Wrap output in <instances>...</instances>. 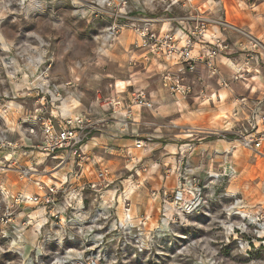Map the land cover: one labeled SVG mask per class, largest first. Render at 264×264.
Masks as SVG:
<instances>
[{
	"label": "rangeland",
	"instance_id": "374dc122",
	"mask_svg": "<svg viewBox=\"0 0 264 264\" xmlns=\"http://www.w3.org/2000/svg\"><path fill=\"white\" fill-rule=\"evenodd\" d=\"M145 4L151 13L155 3ZM126 5L121 0H0V97H12L16 89L15 107L34 110L35 98L24 94L43 84L45 73L57 85L75 81L85 105L98 92L112 94L115 83L124 88L128 79L160 97L152 111L136 109L134 116L132 140L146 138V149L136 150L131 140L121 155L115 152L118 158L110 162L115 183L87 190L83 207L68 210L65 221L50 218L42 206L16 205L18 194L37 188L32 180L20 179L15 166L0 167V264H264V156L231 151V144L215 135L233 134L240 125L234 107L249 93L252 78L230 82L222 102L168 94L162 89L160 60L138 54L143 62L130 65V29L110 33L114 23H125L116 16ZM257 85L262 89L261 82ZM22 110L9 124H16ZM5 125L0 117V129ZM93 142L99 144L96 155L105 158V143ZM181 150L189 174L206 185L205 207L186 216H178L171 205ZM5 155L0 150L2 165ZM46 163L38 166L39 178L44 169H53L51 160ZM233 164L235 176L226 173ZM95 172L82 183L96 181ZM123 190L128 195L121 197ZM126 203L130 221H124ZM72 216L76 222L68 223Z\"/></svg>",
	"mask_w": 264,
	"mask_h": 264
},
{
	"label": "built area",
	"instance_id": "2783aa9c",
	"mask_svg": "<svg viewBox=\"0 0 264 264\" xmlns=\"http://www.w3.org/2000/svg\"><path fill=\"white\" fill-rule=\"evenodd\" d=\"M121 1L126 5L129 0ZM134 1L142 6L137 7L140 15L130 16L121 12L116 19L120 17V21L124 20L125 23H114L109 28L110 33L118 34L122 29L129 28L136 35L134 45L144 50L145 58L149 55L155 60L164 61L166 65L161 79L162 86L177 98L187 99L197 96L206 98L204 99L206 102L211 101L213 95L208 93L209 81L214 78L218 80L221 87L229 86L231 78H226L222 74L218 61L232 46L218 33L221 27L238 31L249 39L250 48L246 52L245 65L252 62L259 64L264 58L262 40L245 32L225 18L207 16L203 8H195L190 4L192 0H147L155 3L154 9L162 6L165 14L161 16H156V12L154 15H148L145 0ZM243 1L254 7L261 0ZM177 7L180 8L179 12L175 10ZM165 22L176 24L177 29L174 30V26H169L164 30V25L160 29L155 27ZM195 46H199L203 51L194 54ZM134 62L131 63L134 64ZM199 65H203V73L197 72ZM227 65L230 67L228 63ZM234 71L232 79L236 80L250 70L240 67ZM44 77L46 79L43 84L27 88L28 91L24 94L35 98L36 107L32 111L21 109L22 115L12 126L8 120L11 115H14L15 110L8 101L15 98H9L7 95L0 97V117L6 122L4 128L0 129V150L6 152L4 156L6 164H0V167L2 171H8L15 166L19 178L32 180L37 188L32 193L18 194L15 200L16 205L42 206L45 211L48 210L50 218L65 221L63 217L68 210L83 207L87 190L99 191L101 188L111 187L115 180L111 179L113 173L109 167L96 166L97 163H95L96 181L81 182L86 169L85 164L92 159L86 146L95 132L103 130L102 124L105 119H96L84 113L64 114L62 106L69 102L72 107L73 102L81 100V96L77 93V83L69 80L63 85H57L49 81L48 73H45ZM128 87L129 85H126L119 90L115 83L114 95L105 99L99 95L95 99L99 105L109 108L114 119L120 123V132L123 134L128 132L130 126L137 123L133 117L136 108L154 109V103L144 89L132 91L127 99L120 97V94L128 92ZM71 96L74 97L73 101L67 100ZM241 101H245V98ZM21 106L24 108L22 104ZM21 110L18 111L21 112ZM12 133H17L18 136L12 138ZM232 133L219 131L215 132V135L218 139L238 144L255 155L264 156V114H260L257 108H254L248 115L245 124ZM146 146L147 139L137 136L134 140V148L140 151L145 150ZM189 147L191 148V145ZM184 153L185 150L179 156L177 185L173 188L171 195V205L178 216L195 213L204 208L206 204V185L199 176L189 174ZM22 160L27 161L23 164ZM48 160L54 163L53 172L71 162L70 171L64 179L49 182L38 177L41 174L38 166L47 165ZM43 172L42 176L48 174L46 169ZM169 172L173 173L174 169ZM164 195H168L167 189L164 190ZM122 196H125V190ZM128 205V203L125 205L127 214L124 221L132 219L128 214L130 212ZM6 215L10 217L12 213L7 212ZM75 217H69L68 223L76 222ZM91 264L96 263L91 260Z\"/></svg>",
	"mask_w": 264,
	"mask_h": 264
},
{
	"label": "crops",
	"instance_id": "0c3cea01",
	"mask_svg": "<svg viewBox=\"0 0 264 264\" xmlns=\"http://www.w3.org/2000/svg\"><path fill=\"white\" fill-rule=\"evenodd\" d=\"M191 5H193V7L195 8H203V10L205 11V14L207 16H213V17H221V18H225L227 21H229L230 23L234 24L235 26L239 27L240 29L244 30L245 32L251 33L253 35H255L257 38H259L260 40H262V42H264V0H261L259 2H257L256 6L252 7L249 3L244 2L243 0H192V3H190ZM142 7L141 5L137 4L136 1L134 0H130L128 2V4L123 7L121 9L122 13L125 14H129L130 16H137L140 15V11L137 9V7ZM187 6L189 7V5L187 4ZM159 7H162L161 5ZM179 8V7H177ZM175 8V10L177 12L180 11V8L177 9ZM127 9V10H126ZM150 8L147 7V14L148 15H154L156 12V16H161L163 14H165L164 10H159V9H154L150 10ZM193 12V11H191ZM162 25H164V30L167 29L169 26H174V30L177 29L176 24H170L169 22H165L164 24H158L155 27L157 29H160L162 27ZM212 29V28H210ZM131 31V30H130ZM131 33L133 34V38L132 41L129 44V52L131 53L130 57H129V64L130 65H137L138 63L141 64L143 61H140L137 56L138 54L141 56H144L145 52L142 49L137 48L134 43L136 40V35L134 34V32L131 31ZM219 34H221L224 38H226L230 43H231V49L228 50L224 55H222L221 59L218 61L219 63V67L220 70L222 72V74L226 77V78H231V82L233 83H237L239 82V80L241 78H245L247 79L248 77H251V79H249V81H251L249 83L248 89H249V93L246 96H242V97H238L237 102L235 104L234 107V113H235V117L239 116V118H242L240 125L234 129H240L246 122V118L248 117L249 114H251L252 110L254 108H257V110L259 111L260 114H264V58L261 60V62L259 64H255V62L250 63L249 65H245V57H246V52L247 50L250 48V42L249 39L242 33L238 32V31H234L225 27H221L218 31ZM126 37H129V34H127ZM203 51V49L199 48V46H195L194 48V54H197L199 52ZM231 58V59H230ZM231 60L234 64H236L237 67H241V68H248L250 69L249 72L244 73V75L239 78V79H232V76L235 74V71L233 69V67L230 65V67L227 65V60ZM135 61L134 64H132L131 62ZM158 61V60H157ZM160 65H162L161 67V73L163 72L164 68H165V62L164 61H159ZM245 66V67H244ZM197 72L198 73H203L204 72V67L203 65H199L197 67ZM263 76V77H262ZM259 78H262L259 79ZM127 81L126 85H129L128 87V92L120 94V97L123 98H129L130 93L134 90H139V89H144L148 92L151 100L153 101V103L156 105L157 101L160 99V97L156 94H154L153 91L149 90L147 87H137L136 84L138 82H132V79H128V80H124ZM256 81V82H255ZM258 82L261 84H263L262 89L258 88ZM162 84V82H161ZM209 89H208V93L213 95V99L211 101L215 102V99H219L220 102L225 101L227 99V96H225V98L223 99L221 97V93L224 90V87H221L219 85V82L216 78L212 79L209 81ZM132 87V88H131ZM239 87V86H238ZM228 87H225V89ZM24 89V87H23ZM23 89L19 90L22 91ZM162 89L165 90L168 94L169 91L166 90L165 88ZM230 89V88H229ZM16 90V89H15ZM14 89H12V97L9 96L10 98H17L18 94H15ZM227 90V89H226ZM232 94V91L230 92ZM115 94V90L112 92V94L108 95L107 97H103L108 98L111 95ZM3 96H6L7 94H1ZM100 93L98 92L92 102H90L89 104L85 105L84 103H82V101L80 100V102H77L76 104H74V106L70 107L69 106V112L67 113L68 115H71L73 113H84V114H88V115H92L93 118H103L105 119L103 125V130L102 131H97L94 133L93 137L91 138V140L88 142L92 144V148L90 155H91V161L89 163H86V169L84 170V174L82 179L86 176L88 179L90 177V175L92 176L95 172V168L96 166H106V167H113L110 166V162L111 161H115V159L118 158V156H115V152L116 154L123 153L125 151V147L128 145V142L131 141L133 139V137L135 136V132L133 129V126H130L128 129V132L126 133H121L120 132V123L118 121H116L114 119V117L112 116L110 110L108 107L106 106H101L98 104V102L95 100L97 98V96H99ZM160 95V94H159ZM73 96L68 97L67 100L69 101H73ZM241 98H245V101H241ZM82 99V97H81ZM181 100V99H180ZM8 103L11 104L12 109H14V115H11L10 118L15 117L16 114L19 113L18 110L22 109L21 104H19L17 107H15L14 105V100L11 99L8 101ZM74 103V102H73ZM16 104V103H15ZM66 105V104H65ZM154 105V106H155ZM156 108V107H155ZM158 108V107H157ZM168 108V106H167ZM138 111L142 112V109H138L136 108ZM134 110V114L133 117L136 114L137 110ZM146 110V109H145ZM153 110V109H152ZM150 110V111H152ZM18 112V113H17ZM65 114V113H64ZM191 117L193 118L194 115H191ZM190 118V119H192ZM17 119V118H16ZM135 120V118H134ZM196 120V119H195ZM240 121V120H239ZM9 123V122H8ZM138 123V122H137ZM15 123H11L10 126H12ZM123 134V135H121ZM18 136V134H17ZM137 138V136L135 137V139ZM95 140H98L100 143H105V147H106V154H112L115 157H110V156H106L101 157L99 155H96V153L94 152V148L99 147V144L97 142H93ZM134 141V140H132ZM218 141H224V142H228L229 144H231V151H233L236 148H242L244 150L250 151L238 144H234L230 141H226V140H221L218 139ZM87 144V146H88ZM87 150H90L89 148H86ZM105 149V148H104ZM263 151H264V147H263ZM216 153H221L223 151L219 150V149H215ZM228 153H230V151H227ZM37 156V155H36ZM125 157V156H124ZM232 157H233V153H232ZM102 160V162H101ZM174 162V160H173ZM97 163L96 166H94V164ZM233 163V162H232ZM70 165L71 162L69 164H67V166L62 167L58 170H56L55 172H52L51 174V170H47L48 174H46V176H42V180L45 181H54L56 182L57 180H62L65 178L67 172L70 171ZM250 170L252 169L249 168ZM111 170V169H110ZM238 168L236 166V164L231 165L230 167V171L231 172H226L228 175L233 174V176L237 175L238 173ZM62 171V175H57L58 173H60ZM112 171V170H111ZM229 171V170H228ZM113 173V172H112ZM231 173V174H229ZM114 175V174H113ZM43 177L45 179H43ZM169 177V176H168ZM82 182V180H81ZM87 182V181H85Z\"/></svg>",
	"mask_w": 264,
	"mask_h": 264
},
{
	"label": "bare ground",
	"instance_id": "6f19581e",
	"mask_svg": "<svg viewBox=\"0 0 264 264\" xmlns=\"http://www.w3.org/2000/svg\"><path fill=\"white\" fill-rule=\"evenodd\" d=\"M127 10V9H126ZM1 38V37H0ZM3 41V40H2ZM5 45V44H4ZM231 59V58H230ZM227 63L228 64H230L233 68H235V69H239V67H237L236 66V64H234L231 60H227ZM242 67V66H241ZM245 67V66H244ZM250 70V69H249ZM263 77V76H262ZM259 79H261L262 80V78H259ZM263 81V80H262ZM225 96L226 95H224L223 93H221V97L224 99L225 98ZM234 106V105H233ZM221 107V106H220ZM227 107V106H226ZM63 112L65 113V114H67L68 112H69V105L68 104H66V105H64L63 106ZM220 110H222V112L223 113H225V109L224 108H220ZM175 148V147H174ZM153 149V148H152ZM130 185V184H129ZM5 187V186H4ZM136 188V187H135ZM131 192V191H130ZM133 192V191H132ZM132 194V193H131ZM128 195V194H127ZM127 195H125V196H127ZM245 215V214H244Z\"/></svg>",
	"mask_w": 264,
	"mask_h": 264
}]
</instances>
